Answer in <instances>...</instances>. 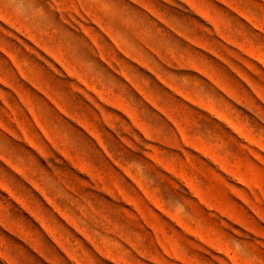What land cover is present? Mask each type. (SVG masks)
<instances>
[{"label":"rangeland","instance_id":"obj_1","mask_svg":"<svg viewBox=\"0 0 264 264\" xmlns=\"http://www.w3.org/2000/svg\"><path fill=\"white\" fill-rule=\"evenodd\" d=\"M0 264H264V0H0Z\"/></svg>","mask_w":264,"mask_h":264}]
</instances>
